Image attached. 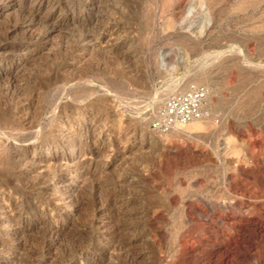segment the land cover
Wrapping results in <instances>:
<instances>
[{
	"label": "rangeland",
	"instance_id": "rangeland-1",
	"mask_svg": "<svg viewBox=\"0 0 264 264\" xmlns=\"http://www.w3.org/2000/svg\"><path fill=\"white\" fill-rule=\"evenodd\" d=\"M9 1L2 23L28 4ZM68 1H73V14L66 6L53 12L58 24L49 28L48 40L36 45L28 60H19V69L7 66L15 75L21 69L18 79L8 81L0 71V133L9 140L0 141V183L12 172L11 185L17 189L28 194L39 189L27 184L35 171L19 179L16 175L33 166L30 159L52 156L45 141L40 153H27L28 165L14 168L7 162L27 131L39 130L44 137L51 126H61L58 117L50 121L49 112L63 91L62 98L73 100V131L80 130L94 151L87 157H92L91 179L97 189L73 180L45 191L44 197L72 192L85 204L70 215L73 238L62 236L54 244L59 256L86 251L89 262L82 256L74 264H264V0H91L87 10L80 8V0ZM85 18L88 21L78 22ZM105 29L114 33L101 43L82 39ZM71 49L73 57L59 65ZM54 77L57 83L46 85V79ZM176 80L179 88L167 90ZM9 83L20 91L18 100L6 94ZM192 83L207 89L203 116L195 123L155 129L152 122L166 98ZM61 84L69 85L71 94ZM22 94L36 103L25 113L13 114ZM159 94L162 99L155 105L152 97ZM98 112L99 127H90ZM84 117H89L86 123ZM98 128L104 148L95 141ZM98 150L102 152L95 153ZM81 160L77 165L84 164ZM111 195L124 207L114 212L109 226L135 223L128 232H102L90 225L89 209ZM8 227L0 225V232L8 233L0 234V240L18 246L13 263L30 262L27 248L34 246L36 232L25 236L13 222ZM97 233L105 234L98 238ZM119 240L131 241V247L117 249L114 242ZM93 242L102 244L99 251Z\"/></svg>",
	"mask_w": 264,
	"mask_h": 264
},
{
	"label": "bare ground",
	"instance_id": "bare-ground-1",
	"mask_svg": "<svg viewBox=\"0 0 264 264\" xmlns=\"http://www.w3.org/2000/svg\"><path fill=\"white\" fill-rule=\"evenodd\" d=\"M20 1H22L23 3H28L29 7L27 4V7H24L22 9L19 8L17 11V14L16 15L14 14L15 17L13 19L12 18L9 19L10 17L6 16L7 17L6 22L5 23L0 22V71H1V75H7L8 76V81H12V79H14V77L17 78L16 75H17V73L20 72L21 69L15 75V73L9 72L6 69L7 66H8V68L17 66L15 69H19L18 68V66L20 65L19 60L24 59V58L26 60H28L29 57L31 56V53L34 51L35 46L40 44V43H43L46 40H48L47 38H48V34H49V28L51 26L56 27L58 24L57 20H58L59 16L55 17L53 12H55L58 9H60V12H61V8L64 9L65 6L67 7L68 11L70 10V12L72 14L74 12L73 11L74 10L73 9V1L67 0L66 3L62 2L63 4H61L58 0H20ZM90 1L91 0H80V8L82 10H84V9L87 10V6L89 4H91ZM9 2H10L9 0H0V16L4 13L8 14L7 11H3V10L9 7V5H10ZM16 8H18V7H16ZM43 11H44V13H43ZM11 17H13V16H11ZM71 18H72V16H71ZM85 19H80V20H78V22L84 23V22L88 21V19H86V20ZM113 21H115V20H113ZM191 24H193V23L191 22ZM15 31L20 32L19 33L20 35H18L17 37L14 38L12 36V33ZM88 32H90V31H88ZM92 33H95V32L93 31ZM113 33L114 32L111 31L110 29L109 30L105 29L104 31H101L99 35H97L95 37L92 34H85V35H83L82 39H86V40L88 39L87 41H90V40L93 41V39H94L96 41V43H101L103 41L104 37L112 36ZM91 37H93V38H91ZM107 39H108V37H107ZM115 43H113V44H115ZM72 49L70 51L67 50L68 51L67 54L62 57L63 59L61 58L62 59L61 62L57 61V63H59V65L66 63L68 59L73 57ZM64 52H65V50H64ZM69 61H68V63H69ZM24 67H25V64H24ZM54 67L59 68L56 65ZM57 72H59V71H57ZM57 75H58V73H57ZM53 76H54V73H53ZM51 77H52V75H51ZM48 78L46 79L47 80L46 85H49L50 83H52V85H53V83H55V82L57 83V81L59 80L56 77L50 78V79H48ZM14 83H15V81H14ZM9 85H10V83H9ZM9 85H7L8 88H5V89H9L6 91V94L10 93L11 94V96L9 95L10 99H11V97L12 98L16 97L14 99L18 100V98H20V96H21L20 91H18L17 89H14V88L12 89L11 85H10V87H9ZM62 85L64 86V84H61L60 86H62ZM53 86L51 88H54ZM67 86L69 87V85H67ZM167 86H169L167 88V90L172 91V90H175L176 88H179L180 83L178 80H176V81H173V82L167 84ZM64 87L66 88V90L68 89V87H66V85ZM56 88L57 87L55 86V89H54L55 92H57ZM164 88H165V91H167L166 86ZM61 90L62 89H60V92H61ZM63 90H65V89H63ZM66 90L64 93H66ZM68 91H69V94H71L69 89H68ZM68 91H67V93H68ZM71 91H73V90H71ZM21 92H23V91H21ZM27 92H28V90H27ZM55 92H54V94H56V95L59 94V93L57 94ZM23 93L25 94V92H23ZM62 93H63V91L57 96L58 97L57 100L55 102H53L54 103L53 109L51 110V112H49L50 121L54 117H58L57 119H59L58 121H61L59 123V124H61V126H56L55 128H52V126H51V129H50L49 133L46 134V136L42 133L44 135V137H42L40 135L41 131L39 132L38 129H37L38 130L37 132H34V131H36V129L34 131L30 129L32 132L27 131L30 133H27V132H26L27 134L23 133L25 135L22 134L23 136H20V141H22V145L20 144L21 147L19 146L20 148L18 150L16 149L15 152L12 153L11 157L9 156V159H10L9 162L6 161L7 164L11 163L10 165L14 168H17V166H19L21 164L23 167V165L28 163V160H27V163L24 162V160L26 161V159L28 158L27 153L29 151H36V152L40 153L42 151V143L45 141L47 143L46 150L48 151L51 149L53 152L52 156H50V157L49 156H43L40 160L30 159V162H31L30 164H33V166H30L29 168L27 166V168L24 170H21V169L18 171L14 170V169L12 170L13 173L15 171H17V175H16L17 179H19L21 177L23 178L24 176L28 175V173H32V172L34 173V171H35V173H36V174L34 173L35 176H33L34 174L32 173L33 174L32 175L33 180L29 181V183L27 182V184H28V187H30V188L37 187L39 189H37L35 192L31 191L30 194L27 193V192H29V190H28L29 188L28 189L25 188L26 190H28L26 193L21 189H17L14 186L15 184L11 185V181L12 182L14 181V180H11V178H10L12 176V174H11L12 172L7 173V176H5V178L2 177V178H4V180H3V182L0 183V225H1V227L2 228L8 227L13 222L14 224L17 225V227H19L18 230L20 231V233L22 235L28 236L31 231L36 232L35 233L36 237H35V239H33L36 243V246L34 243V246L31 245L27 248V249H29L28 254L30 253L29 258L31 259V261L27 262V260L26 261L22 260L23 263H19V264H74V263H76L77 259H80L82 256L85 257V259H84L85 261L86 260L88 261V259H87L88 255L84 256L86 251L80 250L79 254H77L78 256H73L74 252H72V253L70 252V253H67V255H65V256L63 255V257H62L61 256L62 253L59 256V254H60L59 249L57 250V251H59V254H57V251H54V249H53L54 244H56L59 241V239H61L62 236L71 235V238H73V231L70 230V228H69V222H70L69 220L71 219L70 215H72L74 212L73 210L81 209V208H83V206H85V204H83L84 202H82V200L79 199V198H81V196L77 199V196H76V198H74L73 197L74 194H72V192H69L65 196H63L62 194H56V193H55V195H52L53 194L52 193L51 194L52 196L48 195L49 197L48 196L44 197V195L46 196V194H44V193L46 190H48L49 186H52L53 188H57V186L59 184L68 185V184L72 183L73 180L80 181L83 186L89 182L92 189H97V184H95L94 181L91 179L92 171L90 169V166L92 165V161H91L92 157L91 156L87 157V155L89 156V154L94 155V151L91 150L92 148L91 149L88 148L85 138H82L80 136V134L82 133L80 130H76V131L74 130L73 131V100L70 98L69 99L62 98V96L64 95ZM69 94H67V95H69ZM161 95L162 94H159L157 97L153 96V97H155V99H153V97H152L153 104L156 105V103L160 102L159 99L161 98ZM22 96H24V98L21 97L22 99L19 101L20 104L19 105L16 104L17 106L15 105L16 111H14L13 114L22 112L23 110H25V112H26L27 108L28 107L30 108V105L33 104L34 99L32 98V96L29 95V96L25 97V95H23V94H22ZM70 97H72V96L70 95ZM7 106H9V105H7ZM14 108L15 107L13 104V109ZM28 112H29V110H28ZM5 113H6V111L4 112V114ZM100 116L101 115H99V112L97 115L93 114V116L91 117L92 120L89 122V126L91 127V125H92V127L94 126V128L99 127L98 121L100 119ZM28 117L29 116L25 115L24 119L27 120ZM48 117H46V118H48ZM2 118H3V116H2ZM88 118H86V117L83 118L85 123H86ZM104 118H106V117H104ZM18 119L20 120V117ZM16 120H17V118H16ZM26 120H24V121H26ZM54 120H55V118H54ZM24 121H22V122H24ZM19 122L21 123V121H19ZM190 122L195 123L197 121L194 120V121H190ZM190 122H189V124H190ZM46 123H47V121H46ZM187 124H188V122H187ZM0 129H1V133H2L3 132L2 128H0ZM3 130H5V129H3ZM87 130L88 129L86 128V132H87ZM98 132H99L100 137L99 138L97 137L98 139L95 141H98L97 144H99L101 146V148H104V143H103L104 142L103 141L104 134L102 133V128L101 129L98 128ZM1 133H0V136H1L0 141L3 144H6V142L9 140H7V138L2 139ZM5 133H3V134L5 135ZM95 144H96V142H95ZM4 147H6V145H4ZM13 148H15V146ZM69 150L71 151L70 157L69 156L67 157V152ZM96 150H97V148H96ZM58 151H60V153ZM101 152H102V150L101 151L100 150L95 151V153H101ZM7 159L8 158H6V160ZM81 159H83L84 164L77 165V163H79V160H80V162L82 161ZM10 165H8V166H10ZM18 169H19V167H18ZM8 170H9V168H8ZM4 175H6V174H4ZM13 179H15V176ZM17 179H15V181L18 182L19 180H17ZM23 181H24V179H23ZM95 181H96V179H95ZM18 183L20 184V182H18ZM16 185H18V184H16ZM25 185H23V186H25ZM98 189H99V186H98ZM90 191H91V189H90ZM110 192H113V191H110ZM46 193H48V192H46ZM121 202H123V201H121ZM123 205H124V203L122 204V203H120V201L118 203L117 196H114V195H111L108 198H105L104 200L100 199L99 201L94 203V205L92 206V209H89V210H91L90 215H89V216H91L89 218L90 219L89 220L90 225L92 227L94 226L93 228L96 227L97 229L98 228L101 229L102 232L106 231L107 229H112L113 230L112 232L117 231V232H120V234H122L121 233L122 230L125 232L126 231L128 232L129 230L133 229L136 224L135 223L131 224L129 222H127V223L122 222L120 224L117 221L115 223H111V225L109 226L110 219L113 217L114 212H116L117 210H121V208L124 207ZM87 207H88V205H87ZM125 219L126 218H124L123 220H125ZM120 222H121V220H120ZM70 226H73V225L70 224ZM87 229H88V227H87ZM0 234L8 235L7 231L6 232L1 231ZM102 234L103 233H97V235H98L97 237L99 238L100 236H102ZM93 243H94V245L92 248L94 250L99 251V249H101V247H102V244L100 242H93ZM115 243L117 245L116 246L114 245V246L117 247V249H122V250L124 249L126 251L128 249V246L131 245V241H120L119 240L118 243L114 242V244ZM63 247H64V245H63ZM17 248H18L17 245H14V244H11L9 242H4V241L0 240V264H10V263L14 264L16 262V260H15V258H12L11 255H13V253H15ZM64 249L65 248H63V251H65ZM109 250H111V249H109ZM66 252H69V251H66ZM27 255H26V257H27ZM91 255H92V253H90V256ZM101 255H103V254H101ZM17 261H18V259H17Z\"/></svg>",
	"mask_w": 264,
	"mask_h": 264
},
{
	"label": "built area",
	"instance_id": "built-area-1",
	"mask_svg": "<svg viewBox=\"0 0 264 264\" xmlns=\"http://www.w3.org/2000/svg\"><path fill=\"white\" fill-rule=\"evenodd\" d=\"M206 95V87L198 83H192L182 91L171 94L166 98L152 126L165 131L202 117Z\"/></svg>",
	"mask_w": 264,
	"mask_h": 264
}]
</instances>
